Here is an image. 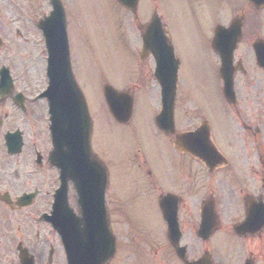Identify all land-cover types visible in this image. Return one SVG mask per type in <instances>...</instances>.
Segmentation results:
<instances>
[{
	"label": "flooded vegetation",
	"instance_id": "af4514ba",
	"mask_svg": "<svg viewBox=\"0 0 264 264\" xmlns=\"http://www.w3.org/2000/svg\"><path fill=\"white\" fill-rule=\"evenodd\" d=\"M57 1L76 83L90 86L94 72L97 87L107 84L102 68L85 61L88 38L101 40L107 54L115 53L110 69L118 92L133 103L145 96L159 101V86L174 85L173 128L156 130L161 143L150 151L137 142L121 159L107 157L102 136L99 146L91 138V151L106 171L104 184L93 186L85 200L71 179L63 192L58 168L48 160L46 104L39 89L31 93L27 84L28 65L36 64L37 52L43 54L37 26L50 0H0V248L9 245L14 264H20V253L32 264L58 262L64 203L74 215L86 210L99 219L114 241L115 260L123 245L147 248V264H264V70L253 53V46L264 52V6L256 10L247 0H137L129 11L115 0ZM105 4L115 6L113 20ZM90 11L96 12L91 17L97 31L85 26ZM156 14L158 30L153 24L144 49L145 28ZM177 32L197 37L210 50L212 40L222 38L217 53L233 46L228 100L218 58L210 98L188 87ZM177 134L195 135L176 146ZM171 242L182 249V259Z\"/></svg>",
	"mask_w": 264,
	"mask_h": 264
},
{
	"label": "rangeland",
	"instance_id": "374dc122",
	"mask_svg": "<svg viewBox=\"0 0 264 264\" xmlns=\"http://www.w3.org/2000/svg\"><path fill=\"white\" fill-rule=\"evenodd\" d=\"M79 1L80 0H77V2ZM104 9L106 15H108L113 20L117 14L115 6L111 4H105ZM86 14L87 17L85 18V26L88 29L91 28V30L97 31L99 29V25L96 24V22L94 23V19L91 17L96 15V12L90 11L89 13L86 12ZM110 18H108V21ZM111 24V21L108 22V26H110L111 30H113V26ZM95 35L96 34H94V36ZM173 36L174 41L178 44L179 48L183 47L182 71L185 79L187 80L188 87L193 90L194 94L200 95L201 97L202 95H207L210 98L213 94L212 89L215 85V75L212 73L215 55L212 51H210V49L203 48L201 41L195 36L189 38L188 34L182 35L178 32L174 33ZM86 47L88 52L87 54H89V56L85 59V61H87L89 65L91 64V68H96L98 70L102 68L104 77L110 81L106 82L107 85L116 88L115 84L117 81L114 79L115 77H113L112 74L114 71H111L110 69L111 66L115 68V53L111 52L107 54L101 45V40L96 42L92 38H88ZM36 56V64L33 60H31V66L26 63L31 69V71L28 72V80L30 82L27 83L29 85L28 90L31 93L40 89V72L41 68L42 70L44 69L43 54L41 52H37ZM95 78H97V74L91 72L90 86H82V89L84 95L87 96L86 102L88 105V112L91 115L94 123L93 136L97 139H93V143L94 141L97 142L98 138L102 136L104 142L102 143L101 139L100 142L106 148L107 157L110 160L113 158H127L133 153L134 144L137 142L143 143V145L141 143H139V145L145 149L144 151H150V148L152 149L153 145L161 143V138L153 124V117L155 115V111L157 110L156 100L149 96H145L142 99L136 97L137 101L134 102L133 111L129 121V124H131L129 127L131 128L126 126H117L111 121L104 108L100 91L101 86L97 87ZM103 154L105 155L104 152ZM8 247L9 245L0 248V264H14L13 260L7 254ZM119 247V256L116 260L114 259L111 264H146L148 254L147 248H139V253L142 254H136L135 251L133 252L131 250L134 247L128 248L127 246L123 245H120ZM55 264H64V260L60 258V260Z\"/></svg>",
	"mask_w": 264,
	"mask_h": 264
},
{
	"label": "water",
	"instance_id": "95a60500",
	"mask_svg": "<svg viewBox=\"0 0 264 264\" xmlns=\"http://www.w3.org/2000/svg\"><path fill=\"white\" fill-rule=\"evenodd\" d=\"M44 23H46V20ZM46 34L48 35L47 76L49 80L44 96L47 98L49 111L52 116V143L60 148L65 146L64 143H67L69 139H74V144L77 147L81 146V144L83 146L86 144L88 151L90 120L82 95L69 72L65 35L59 36V48L54 49L52 39L56 38L52 36L50 29L47 30ZM256 61L260 67H264V57L257 50ZM57 72L58 79L56 77ZM64 73H66L68 78L67 84L61 79ZM221 74L224 85L227 87L229 83L226 82L224 59H222ZM103 94L111 115L118 121H125L124 118L127 119L128 114L127 112L123 114L118 110V94L110 87H104ZM67 96L69 97L67 98ZM156 125L162 130L165 127L164 102H162V111L156 118ZM61 155L66 156L63 153ZM87 158L89 159L88 155ZM77 159L79 158H75V160ZM59 166L64 170L62 173L67 174V169L69 168L67 157L62 158ZM94 167L99 168L98 164L90 161L89 168L93 169ZM78 223H80L79 220ZM79 227L76 226V228L81 230ZM68 231L66 228L60 229L67 264H106L113 256L114 248L111 243L101 244L98 239L94 242L84 239L73 240L69 236ZM107 236L108 238L110 237L108 232Z\"/></svg>",
	"mask_w": 264,
	"mask_h": 264
}]
</instances>
